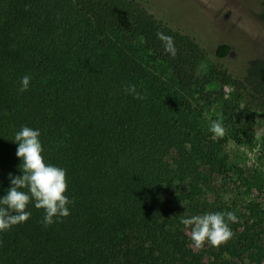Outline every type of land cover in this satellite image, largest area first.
I'll list each match as a JSON object with an SVG mask.
<instances>
[{
  "label": "trees",
  "instance_id": "obj_1",
  "mask_svg": "<svg viewBox=\"0 0 264 264\" xmlns=\"http://www.w3.org/2000/svg\"><path fill=\"white\" fill-rule=\"evenodd\" d=\"M114 31L143 38L182 88H204L197 71L204 48L139 0H0V197L9 173L23 174L12 139L29 126L41 132L46 161L67 169L75 201L70 216L47 228L43 211L30 205L27 222L0 233V264H249L240 258L257 253L256 240L237 227L224 246L190 247L180 218L198 206L171 185L215 149L182 146L188 118L181 111L191 104L171 101L159 78L130 57L109 60ZM158 32L173 37L174 58ZM230 52V44L218 46V55ZM26 74L32 79L21 93ZM129 84L146 98L126 95ZM175 147L180 170L168 166Z\"/></svg>",
  "mask_w": 264,
  "mask_h": 264
},
{
  "label": "rangeland",
  "instance_id": "obj_2",
  "mask_svg": "<svg viewBox=\"0 0 264 264\" xmlns=\"http://www.w3.org/2000/svg\"><path fill=\"white\" fill-rule=\"evenodd\" d=\"M139 2L201 44L205 54L197 71L205 79L204 88H182L172 66L149 49L143 38L128 40L120 31L108 36L109 60L120 55L130 57L140 68L148 69L153 79L159 78L171 101L183 98L191 104L181 111L188 118L182 146L194 152L210 146L215 153L199 158L171 187L178 193L184 191L187 201L197 204L196 215L235 212L238 222L231 228L237 227L242 238L256 240L258 250L253 255L244 253L240 260L256 264L259 254L264 260V0ZM222 43L231 45L226 56L217 53ZM221 118L228 134L214 140L208 129L212 121ZM180 159V149L175 147L169 156V168H184L178 164Z\"/></svg>",
  "mask_w": 264,
  "mask_h": 264
},
{
  "label": "clouds",
  "instance_id": "obj_3",
  "mask_svg": "<svg viewBox=\"0 0 264 264\" xmlns=\"http://www.w3.org/2000/svg\"><path fill=\"white\" fill-rule=\"evenodd\" d=\"M157 38L164 51L174 58L178 50L173 37L158 32ZM31 79L27 74L21 78L19 92L29 89ZM124 92L136 100L146 98L135 84L125 86ZM208 130L214 140L223 139L228 134L222 118L212 121ZM40 137L39 129L22 126L12 139L18 143L16 156L22 161L18 167L23 174L9 173L11 186L6 195L0 197V233L27 222L32 215L30 205L43 211L41 223L45 228L63 222L71 214L69 205L75 201L67 195V169L46 161ZM182 204L187 208V202L182 201ZM236 222L238 217L233 211L206 212L180 218V223L188 230L190 247L196 250H202L206 244L217 248L226 245L235 236L230 225Z\"/></svg>",
  "mask_w": 264,
  "mask_h": 264
}]
</instances>
